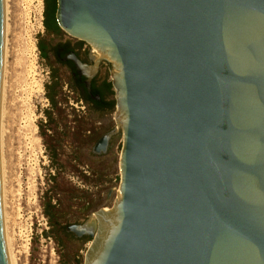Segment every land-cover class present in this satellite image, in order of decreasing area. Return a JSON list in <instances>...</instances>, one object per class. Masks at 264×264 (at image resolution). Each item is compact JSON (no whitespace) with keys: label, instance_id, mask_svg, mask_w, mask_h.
Masks as SVG:
<instances>
[{"label":"water","instance_id":"obj_1","mask_svg":"<svg viewBox=\"0 0 264 264\" xmlns=\"http://www.w3.org/2000/svg\"><path fill=\"white\" fill-rule=\"evenodd\" d=\"M55 19L99 53L80 73L110 68L92 152L121 136L114 203L70 227L83 264H264V0H56ZM4 38L0 0V99Z\"/></svg>","mask_w":264,"mask_h":264},{"label":"rangeland","instance_id":"obj_2","mask_svg":"<svg viewBox=\"0 0 264 264\" xmlns=\"http://www.w3.org/2000/svg\"><path fill=\"white\" fill-rule=\"evenodd\" d=\"M7 8L2 159L5 224L13 264H83L90 239L70 247L57 229L54 236H44L50 221L43 205L51 201L57 224L86 222L92 213L112 206L119 185L121 136L117 134L109 151L101 155L92 152L93 139L84 136L88 131L100 135L102 129L114 130L115 104L102 117L82 110L66 78L56 74L59 104L52 109L46 98L52 76L38 50L43 31L38 0H7ZM28 118L36 127L37 145L24 128Z\"/></svg>","mask_w":264,"mask_h":264},{"label":"flooded vegetation","instance_id":"obj_3","mask_svg":"<svg viewBox=\"0 0 264 264\" xmlns=\"http://www.w3.org/2000/svg\"><path fill=\"white\" fill-rule=\"evenodd\" d=\"M42 2L43 31L39 37L38 50L42 56V61L50 70L49 75L62 74L66 78L67 86L73 90L72 94L76 96L77 103L83 106L80 107L82 110L86 109L90 114L97 117L107 116L115 104L114 89L109 79L110 76L106 74V71H110L108 64L100 63L98 71L90 79L80 73L71 57H76L82 64L91 65L92 58L97 57L94 53L95 50L60 30L55 19L56 0H42ZM52 82L53 79L50 80L49 84ZM110 131L109 128L102 129L100 135L88 131V136L84 137L92 138L94 146L103 135ZM115 136L109 140L106 153L109 151ZM83 223L82 220H74L53 226L68 245L74 247L89 238L86 234L77 235L70 229L72 226H79ZM60 242L58 240V243ZM61 243L63 244V242Z\"/></svg>","mask_w":264,"mask_h":264},{"label":"bare ground","instance_id":"obj_4","mask_svg":"<svg viewBox=\"0 0 264 264\" xmlns=\"http://www.w3.org/2000/svg\"><path fill=\"white\" fill-rule=\"evenodd\" d=\"M38 3H39V6H40V0H38ZM4 10H5V38H4V53H3L2 82H1V99H0V179H1V201H2V216H3L5 245H6V250H7V254H8L9 263L10 264H13L14 259L12 258V256H11L12 254H11V251L9 249V242H8V238H7V229H6V224H5V211H4V170H3V168H4L3 166L4 165H3V159H2V136H3V130H4L3 129V119H4L3 118V115H4V97H5L4 96V92H5V75H6L5 74V68H6V63H7L6 62V58H7L6 55H7V34H8V21H7L8 20V8H7V0H4ZM40 13H41V10H39V15H40ZM94 53L97 55L96 58H98L99 57V53L96 50H95ZM30 120H32V119L31 118H28L26 120V125H24L25 126L24 128H26V131L28 132V135L30 136L29 137L30 142H32L35 145H37L38 142H39V139H38V137L37 138L34 137V133H35V131L37 132V130H36V127L34 125L32 126V123H31ZM26 138L28 139V137H26ZM91 222H94V218H92V221Z\"/></svg>","mask_w":264,"mask_h":264},{"label":"trees","instance_id":"obj_5","mask_svg":"<svg viewBox=\"0 0 264 264\" xmlns=\"http://www.w3.org/2000/svg\"><path fill=\"white\" fill-rule=\"evenodd\" d=\"M42 57V56H41ZM52 79L53 82L49 85L46 86V98L50 101L51 103V108L53 109H57V106L59 104V102L57 101V97L59 95V81L57 79L56 74L52 75ZM46 116L49 119V122H51V116L50 113L46 112ZM56 154L53 153L52 154V160L54 161ZM54 207L51 204V201L48 200L44 205H43V213L46 216V218L50 221V229L44 233V236L46 237H50V236H54V232H55V224L56 220H55V214H54ZM54 225V226H53Z\"/></svg>","mask_w":264,"mask_h":264},{"label":"built area","instance_id":"obj_6","mask_svg":"<svg viewBox=\"0 0 264 264\" xmlns=\"http://www.w3.org/2000/svg\"><path fill=\"white\" fill-rule=\"evenodd\" d=\"M40 10H41V13L39 15V17H40L39 19H40V25L42 26V22H43V2H42V0H40ZM42 29H43V27H42ZM41 33H42V31H41Z\"/></svg>","mask_w":264,"mask_h":264}]
</instances>
